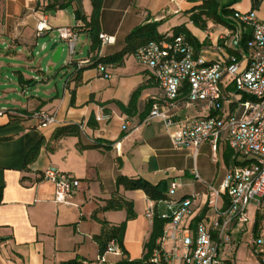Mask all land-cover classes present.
Segmentation results:
<instances>
[{"label":"crops","instance_id":"1","mask_svg":"<svg viewBox=\"0 0 264 264\" xmlns=\"http://www.w3.org/2000/svg\"><path fill=\"white\" fill-rule=\"evenodd\" d=\"M214 1L233 12L254 10L256 14L264 4V0H242L239 4ZM203 2L103 0L99 33L114 38V43L103 45L101 41L98 57L123 51L132 31L150 23H158L160 35H171L174 28L185 27L196 58L207 62L236 55L234 47L241 55L245 53L239 46L245 27L237 22L232 21L234 28L211 19L206 20L204 28L193 22L191 16ZM80 7L89 21L93 12L91 0H0V74L7 69L13 71L8 86L11 93L22 88L25 94V87L42 80L45 59L35 61L30 54L33 56L40 38L53 34L59 39L58 28L82 26V20L75 16ZM70 13L71 24L58 23ZM43 17L52 29L38 36L37 25ZM187 21L194 26L189 27ZM208 31L212 32L211 37L207 36ZM222 34L226 35L222 38ZM236 35L240 36L238 41ZM82 38L89 47L87 60L91 61L89 31L79 32L77 48ZM49 45L44 43L43 50L46 46L48 50ZM140 46L141 42L136 41L121 62L104 64L113 75L111 79L104 78L96 66L86 65L67 77L62 99L45 94L33 96L28 103L11 100L14 105H0V264H63L74 259L94 264L101 253L102 235L123 223L124 251L130 260L141 259L154 221L146 218V210L152 204L158 212L166 209L143 190L119 185V176L143 179L153 185L165 183L166 196L170 183L177 179L180 186L174 199L198 195L188 223L192 230L200 221L216 218L208 204L209 187L220 189L228 167L235 163L233 152L222 139L216 150L210 142L202 144L196 154L191 147L176 150L163 120L148 119L161 91L153 73L135 59L134 53ZM80 53L76 49L75 56ZM69 61L70 56L66 67H70ZM74 75L81 86L71 96L68 89ZM224 83L226 94L233 92L228 76ZM235 106L226 105L225 110L233 112ZM41 111L55 114L57 122L39 126L36 115ZM100 112L111 115V121H98L96 116ZM174 112L190 117L214 114L203 104L191 107L180 104ZM63 127H71L72 133L57 138V130ZM50 166L80 179V188L68 203H57L54 184L43 179V171ZM194 169L199 180L192 173ZM226 204L224 196L220 202L222 209ZM251 219L255 240L258 213L251 206L249 222L231 224L227 232L232 241L221 243L220 249L241 237L249 229ZM220 258L232 264L231 259H223L221 254ZM120 259L108 255L106 264H115Z\"/></svg>","mask_w":264,"mask_h":264},{"label":"built area","instance_id":"2","mask_svg":"<svg viewBox=\"0 0 264 264\" xmlns=\"http://www.w3.org/2000/svg\"><path fill=\"white\" fill-rule=\"evenodd\" d=\"M234 17L239 25L250 29L252 35L240 59L236 55L221 56L212 62L198 59L185 34L168 35L161 41L148 42L134 53L136 61L153 73L161 91L148 119L163 120L174 148L191 147L196 154L206 142L216 150L222 139L232 150L235 162L240 163L228 167L220 189L209 187L208 204L214 209L216 218L200 221L195 230L188 223L198 195L174 199L173 195L180 186L177 179L170 183L166 198L158 201L166 212H158L155 204L148 207L147 219L153 221L159 216L165 221L151 256L154 264H227L220 258V245L232 241L227 232L231 224L249 222L251 206L258 213L254 246L261 264H264V21L254 10L236 11ZM51 29L43 17L38 22L37 34L44 35ZM57 32L59 39L69 48V66L75 65L78 71L93 64L90 60L74 63L79 40L74 27H60ZM207 36L211 37L212 32L208 31ZM99 38L103 45L114 43V38L106 34H100ZM239 38L236 35V41ZM96 68L104 78L113 77L104 64L99 63ZM226 76L234 86L229 94L225 92ZM180 104L186 107L203 104L214 114L190 117L173 113ZM231 104L236 105L235 110L226 111L225 106ZM36 118L41 127L57 122L55 114L46 111L39 112ZM96 118L108 122L112 116L100 112ZM124 127H128V122ZM192 173L200 179L196 169ZM43 179L54 184L57 203H68L81 183L73 173L53 166L43 171ZM224 196L227 204L222 209L220 202ZM214 233L217 239H214ZM108 255H123L117 240L108 243L94 264H106Z\"/></svg>","mask_w":264,"mask_h":264},{"label":"trees","instance_id":"3","mask_svg":"<svg viewBox=\"0 0 264 264\" xmlns=\"http://www.w3.org/2000/svg\"><path fill=\"white\" fill-rule=\"evenodd\" d=\"M92 6H93V12L90 16V20H87L86 15L83 13L81 7L77 8L75 11V16L78 20H82L83 25L82 26H75L74 28L76 31L83 32V31H89V34L92 38V47L91 52L93 53L92 60L93 64L91 66H96L99 63L102 64H117L121 62L124 58V56L130 52L131 47L136 41H140L142 46L147 44L151 41H161L168 35H160L157 31L158 23H150L144 26H140L136 28L132 33L127 37L128 47L124 49L123 51L110 56L106 58H99L98 52L101 47V39L99 38V19H100V12L102 9V3L103 0H91ZM60 8H65L63 5H60ZM197 13H193L191 16V19L194 23L198 24L202 28L206 26V20L211 19L217 23L227 25L229 28H234V23L237 22L234 14L235 12L223 8L214 0H204L203 4L197 9ZM234 23H233V22ZM179 34H185L188 39L190 40V34L189 31L186 30L185 27L180 26L176 27L173 30V36H177ZM251 33L244 31L242 34V40L239 43V46L243 47L244 50L247 49V42L251 39ZM191 41V40H190ZM141 47V46H140ZM128 49V50H127ZM234 50L236 51L235 54L237 58H240V53H238V49L234 47ZM80 71V70H78ZM187 92V87L186 91ZM137 92L134 93V98L136 96ZM72 130L71 127H63L57 130L56 137H60L65 134H71ZM35 151V150H34ZM33 153V152H32ZM31 153V155H32ZM236 164H240L238 162H235ZM117 183L119 185H123L126 189L129 190H143L146 195L154 201H159L161 199L166 198V184L165 183H159L157 185H153L149 183L146 180L143 179H129L123 176H119ZM113 205H108V208H112ZM129 209H131V206H129ZM200 220V219H199ZM165 221L159 216H156V218L153 221V229L150 234V237L148 241L145 244L144 252L141 259L138 260H130L127 257V252L124 251L123 247V231L125 228V223H123L118 228H114L111 231L105 232L104 235L101 237V253H104L108 243L111 240H117L119 245L121 246L123 250V255L120 256L121 259L115 263V264H154L151 262V256L153 253L154 248L156 247V242L158 238L162 235L163 227H164ZM63 264H84L82 261H79L77 259L70 260L68 262H65Z\"/></svg>","mask_w":264,"mask_h":264},{"label":"rangeland","instance_id":"4","mask_svg":"<svg viewBox=\"0 0 264 264\" xmlns=\"http://www.w3.org/2000/svg\"><path fill=\"white\" fill-rule=\"evenodd\" d=\"M221 3V0H219ZM233 4L242 3V0H224ZM245 1V0H244ZM247 1V0H246ZM248 2V1H247ZM257 16L260 20L264 21V4L261 9L256 10ZM263 18V19H262ZM58 22V21H56ZM59 24L65 26L72 23V13L65 15L63 18H60ZM189 27L191 25L189 21L186 22ZM196 26V25H195ZM245 31L251 33L250 29L245 28ZM56 35H50L39 39V45L35 47L33 51V56L30 54V58L35 61H41L45 59L44 63V75L42 74V80L37 83H31V86L25 87V94H22V88H19L15 92L11 93L8 86L11 85V79L13 80L14 74L11 70H3L0 80V105H14L11 103V100H16L18 102L28 103L33 96H45L49 95L54 99H62L64 95V87L67 77L76 73V66L72 65L66 67V61L69 60L70 52L69 48L66 47L63 52L62 58L59 62H53V53L48 50H43L42 46L44 43L50 44V46L57 40ZM80 51V54H77L74 58V63H79L82 61H87L89 56V47L87 46L85 38H82L79 47L77 48ZM50 67H53V70H50ZM144 67V66H142ZM32 67H28L30 70ZM67 74V75H66ZM31 78H34L31 75ZM6 82V85H5ZM81 86V83L78 81V76H73V81L70 84L68 93L73 96L77 89ZM73 99V97H72ZM253 224L254 219H251V225L249 229L244 232L241 237H236L235 241L231 244H226L227 246H222L220 249V254L223 259H231L232 264H261L259 256L254 246L253 238ZM239 232L240 230L237 229ZM224 248V249H223Z\"/></svg>","mask_w":264,"mask_h":264},{"label":"water","instance_id":"5","mask_svg":"<svg viewBox=\"0 0 264 264\" xmlns=\"http://www.w3.org/2000/svg\"><path fill=\"white\" fill-rule=\"evenodd\" d=\"M67 45L64 41L57 39L51 46L48 48L53 53V62L57 63L61 60L63 52L65 51ZM47 48V46H46ZM44 48V50L46 49Z\"/></svg>","mask_w":264,"mask_h":264}]
</instances>
